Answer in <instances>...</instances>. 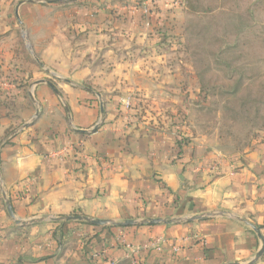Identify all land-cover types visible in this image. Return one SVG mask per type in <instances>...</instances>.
<instances>
[{"label":"crops","instance_id":"crops-1","mask_svg":"<svg viewBox=\"0 0 264 264\" xmlns=\"http://www.w3.org/2000/svg\"><path fill=\"white\" fill-rule=\"evenodd\" d=\"M178 4L0 0V264H246L254 258L261 240L238 217L264 235V143L223 158L191 135L181 149L175 127L146 126L133 109H118V97L101 100L110 92L98 86L116 74L124 84L142 77L133 70L141 62L130 60L153 54L143 43L159 35L166 11ZM24 32L59 83L25 78L27 63L18 58ZM3 189L18 218L42 220L15 223L2 205ZM206 213L214 215L189 221ZM69 215L176 221L100 226L51 219ZM255 264H264V254Z\"/></svg>","mask_w":264,"mask_h":264},{"label":"rangeland","instance_id":"rangeland-1","mask_svg":"<svg viewBox=\"0 0 264 264\" xmlns=\"http://www.w3.org/2000/svg\"><path fill=\"white\" fill-rule=\"evenodd\" d=\"M191 2L193 11L182 2L167 10L159 35L151 41L146 37L143 46H153V54L131 58L141 62L133 70L142 77L124 84L116 74L117 80L98 86L110 92L101 100L105 104L118 97V109H126L124 101L131 98L132 106L140 104L137 117L146 126L183 128L223 158L249 152L264 143V0ZM23 35L18 58L27 63L21 69L25 78L59 83L40 66L30 38ZM2 205L6 209L4 197Z\"/></svg>","mask_w":264,"mask_h":264},{"label":"water","instance_id":"water-1","mask_svg":"<svg viewBox=\"0 0 264 264\" xmlns=\"http://www.w3.org/2000/svg\"><path fill=\"white\" fill-rule=\"evenodd\" d=\"M51 1L52 0H48V2H51ZM36 60L39 62L40 66L44 67V64L38 58H36ZM47 71H49V70H47ZM43 82H47L55 90V92L58 93V90L56 89V87L50 81L38 80L35 83L38 84V83H43ZM65 108H66V111L68 113H70V109H69L68 105H65ZM100 110H101V116L103 118V115H104V112H105V107H104L103 102L101 103ZM38 114H39V110L36 112V114L34 116V119L38 116ZM24 126H28V124H25ZM97 128H98V126H95L93 128V131H96ZM3 197H4V200H5L6 210H7L8 214L10 215V217L15 221V223L21 224V225H27V224L35 223V222H38V221L42 220L41 218L31 219V220H23V219L18 218L16 216V214H15L12 202L8 198V196L6 194V191L4 189H3ZM212 215H214V213H206V214H202V215H197L195 217L190 218L189 221L201 220L203 218H207V217L212 216ZM51 219L55 220V221L77 220V221L87 222V223L92 224V225H100V226L108 225V224L118 225V226H129V225H136V224L156 225V224H161V223L171 224V223L176 221L173 218H160V217H158V218H145V219H142V220L129 219V220H125V221H122V222H117V221H113V220H110V219L92 218V217H89V216H86V215H69V216H64V217H52ZM238 219L240 221L244 222L245 224H247L248 226H250L257 233L258 237L261 240L262 245H261L260 249L258 250L256 255L254 256V258L250 262L246 263V264H255L260 259V257L264 254V235L262 233L261 228L258 227L257 225H255L254 223H252V222H250V221H248V220H246L244 218H239L238 217ZM229 264H241V263L233 262V263H229Z\"/></svg>","mask_w":264,"mask_h":264},{"label":"trees","instance_id":"trees-1","mask_svg":"<svg viewBox=\"0 0 264 264\" xmlns=\"http://www.w3.org/2000/svg\"><path fill=\"white\" fill-rule=\"evenodd\" d=\"M181 2L183 4H186L187 8L193 11V7L194 6H193V3L191 2V0H181ZM139 105H134V106L131 107V109H133L134 113L136 114V115H134V117L135 116L137 117V115L139 114V109H140ZM119 109H122V106ZM137 118L139 119V117H137ZM175 131L177 132L176 133V135H177L176 141H177L178 145L180 146V148L182 149L184 145L189 143L190 138H191V134L188 133L187 131L186 132H182L181 128L180 129H176Z\"/></svg>","mask_w":264,"mask_h":264},{"label":"built area","instance_id":"built-area-1","mask_svg":"<svg viewBox=\"0 0 264 264\" xmlns=\"http://www.w3.org/2000/svg\"><path fill=\"white\" fill-rule=\"evenodd\" d=\"M143 12H144L146 15H149V13H150V9H149L148 5H144V7H143ZM124 104H125L126 109L131 110V107H132L131 98L125 100V101H124Z\"/></svg>","mask_w":264,"mask_h":264}]
</instances>
